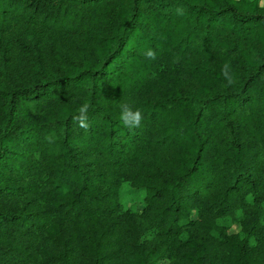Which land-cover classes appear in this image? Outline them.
<instances>
[{
	"label": "trees",
	"instance_id": "1",
	"mask_svg": "<svg viewBox=\"0 0 264 264\" xmlns=\"http://www.w3.org/2000/svg\"><path fill=\"white\" fill-rule=\"evenodd\" d=\"M0 264H264V0H0Z\"/></svg>",
	"mask_w": 264,
	"mask_h": 264
},
{
	"label": "clouds",
	"instance_id": "2",
	"mask_svg": "<svg viewBox=\"0 0 264 264\" xmlns=\"http://www.w3.org/2000/svg\"><path fill=\"white\" fill-rule=\"evenodd\" d=\"M148 55L154 58V54L151 51H149ZM89 107L90 105L87 103L82 104L78 109L79 115L73 118L78 127L84 130H87L90 126L87 122V113L89 111ZM120 119L125 127L133 128L139 127L141 125L143 117L139 109H137L135 112H132L131 109L125 105L121 111Z\"/></svg>",
	"mask_w": 264,
	"mask_h": 264
},
{
	"label": "rangeland",
	"instance_id": "3",
	"mask_svg": "<svg viewBox=\"0 0 264 264\" xmlns=\"http://www.w3.org/2000/svg\"><path fill=\"white\" fill-rule=\"evenodd\" d=\"M126 190H127V187H123L122 188V192H123V194H124V197H125V192H126ZM223 221H224V223H226V224H229L230 223V220L228 219V218H226V219H223ZM231 231H237L238 230V226L236 225V224H233L232 226H231V229H230Z\"/></svg>",
	"mask_w": 264,
	"mask_h": 264
}]
</instances>
